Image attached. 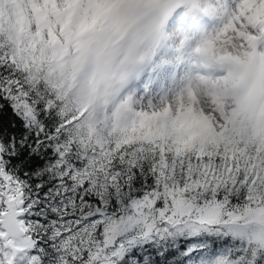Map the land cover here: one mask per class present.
Instances as JSON below:
<instances>
[{
	"label": "snow or ice",
	"instance_id": "1",
	"mask_svg": "<svg viewBox=\"0 0 264 264\" xmlns=\"http://www.w3.org/2000/svg\"><path fill=\"white\" fill-rule=\"evenodd\" d=\"M0 264H264V0H0Z\"/></svg>",
	"mask_w": 264,
	"mask_h": 264
}]
</instances>
